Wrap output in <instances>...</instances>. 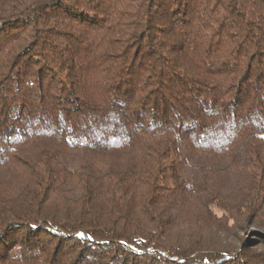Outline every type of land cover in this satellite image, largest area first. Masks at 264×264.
Masks as SVG:
<instances>
[{
  "label": "trees",
  "instance_id": "16d2710c",
  "mask_svg": "<svg viewBox=\"0 0 264 264\" xmlns=\"http://www.w3.org/2000/svg\"><path fill=\"white\" fill-rule=\"evenodd\" d=\"M0 264H264V0H0Z\"/></svg>",
  "mask_w": 264,
  "mask_h": 264
}]
</instances>
